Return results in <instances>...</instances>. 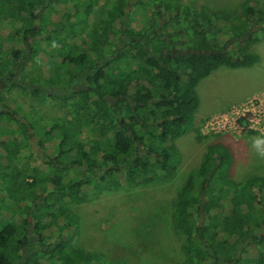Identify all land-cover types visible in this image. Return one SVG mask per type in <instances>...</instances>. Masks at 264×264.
<instances>
[{"label":"trees","instance_id":"obj_1","mask_svg":"<svg viewBox=\"0 0 264 264\" xmlns=\"http://www.w3.org/2000/svg\"><path fill=\"white\" fill-rule=\"evenodd\" d=\"M131 1H112L105 11L107 21H99L101 30L94 29L88 40L82 41L81 55H71L76 57L70 58L63 32L71 24V18L76 19L74 15L79 14V22L85 19V15L88 17L91 3L86 5L83 14L79 11L73 14L65 10L67 0H0V27L6 23V28L12 32L11 37L5 38L0 31V100L13 88H20L43 100L50 98L52 95L46 88L32 83V76L28 82L21 77H25L22 76L25 71L33 69L41 75L53 61V55L45 61L42 54L50 55L58 50L59 45L63 48V52L57 54L59 68L66 67L70 61L89 62V54L96 56L91 64L97 63L86 76L91 90L74 104L76 113L83 112L75 119L76 123L67 126L56 120L51 125L53 129L47 128L43 133L46 137L55 130L58 140L53 155H46L48 161L41 160L45 166L43 172L31 164L25 170L21 165H15L18 159L32 157L26 151L28 139L32 136L28 129L33 128L15 119L14 111L0 112V178L3 199L11 206L21 207L22 212L33 216L36 208L33 209V202L39 200L36 206L44 209L49 220L54 222L65 211L63 202L83 201L85 195H93L107 184V177H117L110 180L108 185L111 186L138 187L155 176L171 175L170 162L176 151L174 142L193 126L199 104L195 92L199 81L220 67H251L258 60L251 53L236 56L226 47L231 43L259 41L258 31L264 32V3L261 8H256L247 1L243 8V22L229 32L216 35V29L208 19L204 18L206 25H202L199 16L189 9L177 4L170 6L164 0H137L134 4L137 8L147 10L145 3H148L153 11L143 12L147 17L146 25L135 31L128 27L126 16ZM63 6L65 11L61 10ZM52 9L61 14V20H50ZM162 16L166 17L160 22ZM115 22L119 24L120 36L115 47L107 52L106 47L114 35L108 31L114 29ZM168 26L178 29L172 34L169 30L164 33ZM218 34L228 35L219 40ZM16 35L20 36L21 45L6 44ZM167 36L175 39L184 36L185 39L176 42ZM180 43L188 44L189 52L170 56L169 49ZM42 45L49 46V50L45 52ZM85 45L88 46L84 48ZM7 46L11 50L6 49ZM125 61H136L138 65H128L129 69H125L122 66ZM50 79L52 84L55 80ZM106 95L118 97L116 108L104 99ZM81 126L91 131L89 140L75 139ZM43 142H40L42 147ZM220 148L219 145L209 147L199 168L187 179L174 206V228L181 236L182 248L187 255L185 264H264V236L259 231L264 225V218L259 214L263 212L260 195H264V179H250L247 193H230L226 175L228 153L225 150L216 153ZM68 156L71 165H84L92 178L88 175L81 180L63 183L69 168L62 165V160L61 166H52V159L58 162L60 157L67 162ZM28 171L32 172L30 182L26 180ZM195 176L202 178L199 192L195 190ZM211 183L222 185L219 192L207 187ZM255 185L258 194L254 191ZM46 186L50 189L47 190ZM26 200L31 204L25 206ZM195 216L202 220L201 227L198 226L199 220L194 222ZM40 217L34 215L35 233L43 240L42 232L47 226ZM27 223L25 218L24 224ZM17 233L18 224L12 220L0 226V264H12L11 257L19 256V246L12 242ZM65 239L46 246L40 253H33L26 262L19 264H40L34 257L37 254L47 259L54 256L62 264L95 260L94 255L78 249L64 251L68 248Z\"/></svg>","mask_w":264,"mask_h":264},{"label":"rangeland","instance_id":"obj_2","mask_svg":"<svg viewBox=\"0 0 264 264\" xmlns=\"http://www.w3.org/2000/svg\"><path fill=\"white\" fill-rule=\"evenodd\" d=\"M112 1L114 0H67L65 10L73 12V14L75 11L83 14L86 5L91 3V11L88 17H85V15V19L79 22L77 18L79 14L74 15L76 19L72 17L69 21L71 24H68L64 30L65 42L70 46L68 49H73V46L81 49L82 41H87L88 36L92 34L94 29L101 30L99 21L102 19L107 21L105 11L109 9V4ZM164 1L170 6L177 4L189 9L192 14L199 16L198 19L202 25H206L205 19H208L216 29L214 30L216 35L217 33L229 32L243 22V8L247 1L256 8H261L263 5V0ZM136 2L137 0L131 1L130 7L126 8L128 27L135 31L146 25L147 17L143 12L153 11L148 3H145L147 10L137 8L134 5ZM63 9L64 6L61 10ZM47 12H49L48 9ZM50 12L53 14L50 20L53 18L56 20L61 15L53 9ZM165 17H160V22H163ZM59 19L61 20V18ZM117 22L114 24V29L108 31V34L114 35L108 43L109 46L106 47L107 52L118 43L120 28ZM2 26L3 28L0 27V31L3 37H11L12 32L6 28L7 24L3 23ZM176 29L178 28L175 26H168L163 32L167 33V30H169L172 34ZM258 34L260 39L255 43L239 45L231 43L226 47L236 56L241 53L256 55L258 60L254 65L237 69L220 67L197 84L195 92L199 104L194 115L193 126L188 133L179 136L174 142L176 151L170 162L173 168L171 175L155 176L152 180L138 187L111 186L108 185L110 180H116L117 177H107L106 180L109 182L102 185L95 194L85 195L83 201L71 203L66 200L63 202L65 211L62 215L56 217L54 222L49 220L44 209L36 206L39 201L36 200V202H33V207H36L34 215L41 216L40 219L47 227L42 232L43 241L35 248L31 247V250L35 249V251L29 252L28 257L33 253H40L45 250L46 246L52 245L58 238L61 240L69 237L68 241H65L68 248H65L64 251L68 253L71 249H78L84 254L94 255V261L79 264H185L187 255L182 248L181 236L174 228V206L182 194L187 179L199 168L209 147L219 145L221 148L217 149L216 153L222 150L228 153L229 166L226 168V175L229 182L227 190L230 193H247L249 189L247 182L250 179H264V158L259 157L257 150L253 147V139L264 137V134L258 131L245 130L239 135L229 133L204 135L201 130L203 123L211 116L223 113L232 106L248 99L259 98L262 102V108H264V32L258 31ZM227 35L218 34L219 40L227 37ZM167 38L172 41L175 39L171 36H167ZM10 39L11 41L6 44L13 46L20 44V36L16 35ZM179 39L183 40L185 37L176 38V42ZM186 45L188 44H177L176 49L184 50L187 48ZM87 46L85 45L84 48ZM10 48V46H7L6 49ZM42 48L47 52L50 47L42 45ZM56 49L58 50L53 51V53L49 52L50 55H47V53L42 54L45 61H48V58L53 55V61L45 71L41 72V75H38L33 69L25 71L26 74L22 75L25 77L21 78H25V81L28 82L29 76H32L34 79L32 83L39 84L50 92H53L54 87H64L66 67L59 68L57 64L60 61L59 55L61 54L58 52H63V48L59 45ZM80 49L73 51V55L79 54ZM41 51L39 52L41 53ZM94 58H96L95 55L89 54V63L93 62ZM128 65L136 66L138 62L125 61L122 63L125 69H129ZM39 76H42V78ZM49 79L53 82L52 84H50ZM0 106L16 112L20 118L27 121L33 128L32 136L28 139L29 147L26 151L30 152L32 157L30 159H18L14 162L15 165H21V168L25 170L31 164L37 166L43 172L45 166L38 159H45L46 155L52 156L56 150L57 141L51 137H43L45 143L42 149L36 150L33 138L34 129L37 132L35 137L40 140L43 132L52 123L50 119L64 120L66 109H62L55 102L50 103L49 98L46 100L34 98L27 91L20 88L7 91L0 102ZM90 135H92L91 131L85 128L80 139L82 141L89 140ZM31 173L30 171L27 172L26 180L28 182L31 181L29 176ZM88 175L92 178V175L88 172L83 173V170L79 172L78 169H74L70 171V179L66 177L63 183L68 180H77L79 176L83 178ZM91 180H95V178ZM194 180L195 190L199 192L202 178L195 176ZM221 186V184L211 183L207 187L217 193ZM2 187V178H0V226L12 220L18 224L16 240L36 239V234L31 236L32 233H30L27 236L31 224L36 221L34 215H29L24 210L22 212L21 207L11 206L4 200L5 195L2 193ZM46 189L49 190L50 187L46 186ZM84 189L83 191H86ZM254 191L257 194L259 193L257 185H255ZM201 196L202 199L205 198L202 194ZM260 199L263 212L259 214L264 218L263 194L260 195ZM24 204L25 206L30 205L31 202L26 200ZM29 217L30 220H28ZM25 218L28 222L27 225L24 224ZM193 220L194 222L199 220L202 223V220L197 216ZM259 231L264 232L262 229ZM11 258L16 259L15 257ZM36 258L40 264H62L54 256L47 259L40 255Z\"/></svg>","mask_w":264,"mask_h":264},{"label":"flooded vegetation","instance_id":"obj_3","mask_svg":"<svg viewBox=\"0 0 264 264\" xmlns=\"http://www.w3.org/2000/svg\"><path fill=\"white\" fill-rule=\"evenodd\" d=\"M175 48H176V46H175ZM175 48L174 49L173 48L169 49V51H170L169 54L172 57L173 56H178L179 54L185 55L186 53L189 52V49H187V48L184 49V50H177ZM73 49H70V48L68 49L70 58H75L76 56H73L72 57L71 55H73V53H74L73 51H76L77 49H80V48L79 47L76 48L75 46H73ZM80 50H81V52L79 54H77V55H81L82 48ZM163 52H165V50ZM96 64L97 63H95V64L92 65L89 62L75 63V62H72V61L66 63V78L64 79V87H54L53 92H50L49 90L48 91L52 95L49 98L50 103L55 102L60 107H62V109H64V110L66 109V112H64V114H66V118H68V119H66V118L64 120L63 119H58V118L50 119V120H52L51 121L52 122L51 125H53L54 124V121H56V120H57V123L63 122L65 124H67V126H68L69 123H72V122L73 123H76V122H74L75 119L77 118L78 115H81L83 112L80 111L79 113H76L74 104L76 102H78V101L81 100V97L84 95V93L86 91H90L91 90V87L89 85V82H88L86 76L89 75L88 72L90 71V69H92L91 67L96 66ZM67 69H68V71H67ZM62 95L64 97L63 98H60ZM58 96H60V97H58ZM34 98H36V97H34ZM104 99L108 102V104H110L111 106H113L114 108H116V105L118 103V97H113V96H110V95H106V96H104ZM0 102H1V100H0ZM0 112H12V111L11 110H8L5 107H1L0 106ZM71 114H72V116L70 117ZM13 117L15 119L19 120V122H23L25 125H28L27 121H25L23 118H20L17 114H13ZM51 125L48 127V130L53 129V128H51ZM75 127H77L76 124H75ZM85 128H86L85 126H83V127L81 126L79 128L78 134L75 137V139L77 138L79 141L81 140L80 137H81L82 131ZM28 131L30 133L33 132L32 129H28ZM36 134H37V132L34 129V136H33V138H34V145L36 146V150L37 149L40 150V149H42V146H41L40 142L42 140H44V138H43V136H41V139L39 140L38 138L35 137ZM56 136H57V132L55 130L54 131L52 130L48 134V136H46L45 138L51 137L53 140H56L57 141L56 144H58V140L56 139ZM35 139H36V142H35ZM43 143H45V141ZM140 150L142 151L143 148L140 147ZM70 156H68L66 158V161L67 162H64L63 158L61 159L60 157L58 158V162L56 161V159H54V158L52 159L53 160L52 166H55V165L56 166H61L60 163H61V160H62V162H63L62 165L69 168V169L66 170V177H67V179H70L69 176H70V171L71 170L78 169L79 172H81V170H83V173L85 172V169H84L85 166L84 165H81V164L71 165L70 164V161H69ZM38 160L39 161L43 160L45 162L48 161L47 158H45V159H38ZM68 172H69V174H67ZM81 179H82L81 176H79L77 180H81ZM33 209H34V207H33ZM28 220H30V217L28 218ZM261 229L264 230V225H263V227ZM30 233H32L31 236L32 235L34 236V234H36L35 233V225H34V222L31 224V229L28 230L27 236ZM261 234L264 236V232H261ZM42 241L43 240L39 239L38 237L36 239H34V238L33 239H28V240L27 239L26 240L25 239H22L21 241L14 239L12 242L14 244H16L17 246H19V256L16 257V259L12 260L10 263H12V264H19L21 261L26 262L27 259H28L29 252H34L35 251V249L34 250H31V247H34L35 248ZM57 241H60V239H58ZM64 242H65V240H64ZM24 252H27V253H24ZM24 254H26V255H24ZM36 256H40V255H36ZM36 256H34V257L36 258Z\"/></svg>","mask_w":264,"mask_h":264},{"label":"built area","instance_id":"obj_4","mask_svg":"<svg viewBox=\"0 0 264 264\" xmlns=\"http://www.w3.org/2000/svg\"><path fill=\"white\" fill-rule=\"evenodd\" d=\"M201 130L204 135L219 133L239 135L245 130L258 131L264 134V108H262V102L259 98H252L232 106L225 112L215 114L207 119Z\"/></svg>","mask_w":264,"mask_h":264},{"label":"clouds","instance_id":"obj_5","mask_svg":"<svg viewBox=\"0 0 264 264\" xmlns=\"http://www.w3.org/2000/svg\"><path fill=\"white\" fill-rule=\"evenodd\" d=\"M253 147L257 150L258 156L264 158V137L254 138Z\"/></svg>","mask_w":264,"mask_h":264},{"label":"water","instance_id":"obj_6","mask_svg":"<svg viewBox=\"0 0 264 264\" xmlns=\"http://www.w3.org/2000/svg\"><path fill=\"white\" fill-rule=\"evenodd\" d=\"M199 213H200V215H202L203 214V210L200 209ZM201 225H202V223L201 222H198V226L201 227Z\"/></svg>","mask_w":264,"mask_h":264},{"label":"crops","instance_id":"obj_7","mask_svg":"<svg viewBox=\"0 0 264 264\" xmlns=\"http://www.w3.org/2000/svg\"><path fill=\"white\" fill-rule=\"evenodd\" d=\"M263 3H264V0H263Z\"/></svg>","mask_w":264,"mask_h":264}]
</instances>
